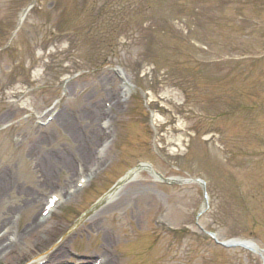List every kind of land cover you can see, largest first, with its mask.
Instances as JSON below:
<instances>
[{
  "label": "rangeland",
  "instance_id": "obj_1",
  "mask_svg": "<svg viewBox=\"0 0 264 264\" xmlns=\"http://www.w3.org/2000/svg\"><path fill=\"white\" fill-rule=\"evenodd\" d=\"M163 1L153 35L133 0H0V235L62 199L0 264H54L62 247L60 264H263L203 229L264 250V12L246 7L245 29L246 0H182L183 20ZM142 163L205 180L209 209L198 219L201 187Z\"/></svg>",
  "mask_w": 264,
  "mask_h": 264
},
{
  "label": "bare ground",
  "instance_id": "obj_2",
  "mask_svg": "<svg viewBox=\"0 0 264 264\" xmlns=\"http://www.w3.org/2000/svg\"><path fill=\"white\" fill-rule=\"evenodd\" d=\"M23 20H24V15H22V17H21V22ZM113 101H114V106L115 107H118L119 105L122 104V102H121L120 99H116V100L113 99ZM88 114H91V112H89ZM96 135H97L96 137H100L99 134H96ZM91 139H92V137L89 138V140H91ZM93 140H95V138H93ZM81 157H82V160H84V159L86 161L89 160L90 155H89V151L87 150V148H85V152L82 153ZM98 157H101V155L99 153H98ZM98 160H99V158H98ZM64 166H65L64 167V171L66 173H68L67 174L68 181H72V177L69 176V174L72 171L71 164H69V162H66V164ZM80 167H81V165H80ZM136 174H137V172H134L131 177L136 176ZM156 178H159V177L156 176ZM87 185H88V182H87ZM64 189L68 190V186H65ZM113 196H114V194L113 195H109L106 199L109 200ZM46 221H47V218L44 219V218H42L40 216V217H37L36 219H34V221H32V223H30L29 225H27L26 228H24V229H22L20 231H15L14 233H11V232H13L12 231L13 228H11V229L9 228L8 229V232L6 234L0 235V257H7V258L8 257H11L13 255V252H15V250H16V246L23 239H25L27 237V235H26L27 234V231L28 230L30 232L37 231L38 229H40L42 226L45 225ZM44 259H48L49 262H53L54 264L55 263L60 264L63 261H65L67 258H66L65 250L62 247V248H59L55 253L46 255V257ZM105 259L106 260H105L104 264H109L111 262V261L109 262V259L108 258H105Z\"/></svg>",
  "mask_w": 264,
  "mask_h": 264
},
{
  "label": "trees",
  "instance_id": "obj_3",
  "mask_svg": "<svg viewBox=\"0 0 264 264\" xmlns=\"http://www.w3.org/2000/svg\"><path fill=\"white\" fill-rule=\"evenodd\" d=\"M154 2H158V0H153ZM161 2H159L158 4H162V1L163 0H160ZM253 1H259V2H264V0H253ZM164 2V1H163ZM174 2H176V4H174L173 3V6L174 5H176L175 7H174V10H175V12H176V17L178 18V19H185V13H186V9H185V7H183V4H185V3H182L183 1L182 0H174ZM136 4V6L138 5L139 7H138V13H137V19H140L141 18V22H142V24H144V23H146V22H149V24H150V26L147 28L148 29V31H147V34H148V32L149 31H151L152 32V34L153 35H159V32H158V25L156 24V19H155V17H153V8L151 7L152 6V4H150L149 3V0H133V2H132V4ZM188 4L187 5H190L192 8H195V10L194 11H198V9H199V0H194L193 2H192V0H189L188 2H187ZM216 3H218V1H214V4H216ZM247 4H249V3H245V4H240L239 5V7H242L241 8V10H240V13H244L245 14V8L246 7H249V6H247ZM263 4V3H262ZM259 5H261L260 3H259ZM264 5V4H263ZM262 6V5H261ZM263 7V6H262ZM158 9V8H157ZM136 11H137V7H136ZM133 12V11H132ZM131 12V13H132ZM217 13V12H216ZM215 13V14H216ZM255 13H256V15L257 16H259V15H261V11H259V10H255ZM197 17V16H196ZM176 18V19H177ZM198 18V17H197ZM164 21H166L167 22V19L166 20H164ZM183 23L185 24V25H187V23L185 22V21H183ZM187 28H188V25H187ZM188 30L190 31V28H188ZM166 37H169V38H167V39H171V36H170V32H168V31H166V30H163V32H162ZM172 33V32H171ZM177 38H180V36L178 35V37ZM148 47H147V49L149 50V51H151L152 50V45L150 44V45H147ZM155 49V48H154ZM155 57V56H154ZM151 61H153V60H151ZM153 64H155V60H154V62H152Z\"/></svg>",
  "mask_w": 264,
  "mask_h": 264
},
{
  "label": "water",
  "instance_id": "obj_4",
  "mask_svg": "<svg viewBox=\"0 0 264 264\" xmlns=\"http://www.w3.org/2000/svg\"><path fill=\"white\" fill-rule=\"evenodd\" d=\"M228 246H231V247L241 246L244 248H250L249 244L247 242H244V241H238V242H235V244H229Z\"/></svg>",
  "mask_w": 264,
  "mask_h": 264
}]
</instances>
